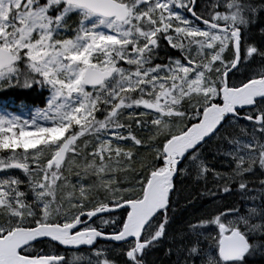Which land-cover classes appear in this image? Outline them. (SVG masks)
I'll return each mask as SVG.
<instances>
[{
  "label": "snow or ice",
  "instance_id": "obj_1",
  "mask_svg": "<svg viewBox=\"0 0 264 264\" xmlns=\"http://www.w3.org/2000/svg\"><path fill=\"white\" fill-rule=\"evenodd\" d=\"M7 93L0 264L264 257V0H0Z\"/></svg>",
  "mask_w": 264,
  "mask_h": 264
},
{
  "label": "trees",
  "instance_id": "obj_2",
  "mask_svg": "<svg viewBox=\"0 0 264 264\" xmlns=\"http://www.w3.org/2000/svg\"><path fill=\"white\" fill-rule=\"evenodd\" d=\"M2 98L7 101L3 102ZM14 101V104H17L13 107L12 102ZM21 103L27 104V105H33V104H42L40 101V98L37 97L35 94H29V95H17L15 93H7V94H0V104L7 105L9 107H12V109H16ZM251 264H264V257H261L260 255L255 256Z\"/></svg>",
  "mask_w": 264,
  "mask_h": 264
},
{
  "label": "rangeland",
  "instance_id": "obj_3",
  "mask_svg": "<svg viewBox=\"0 0 264 264\" xmlns=\"http://www.w3.org/2000/svg\"><path fill=\"white\" fill-rule=\"evenodd\" d=\"M83 252H86V251H83Z\"/></svg>",
  "mask_w": 264,
  "mask_h": 264
}]
</instances>
